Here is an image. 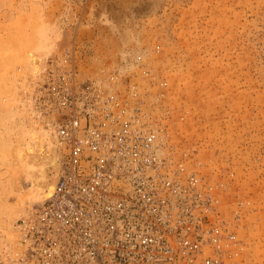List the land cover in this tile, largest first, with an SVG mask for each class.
Listing matches in <instances>:
<instances>
[{
  "label": "rangeland",
  "instance_id": "374dc122",
  "mask_svg": "<svg viewBox=\"0 0 264 264\" xmlns=\"http://www.w3.org/2000/svg\"><path fill=\"white\" fill-rule=\"evenodd\" d=\"M41 34L53 47L32 78L24 64ZM74 71L136 85L163 136L224 187L232 261L264 264V0H0V79L17 78L39 122L56 129L49 93ZM10 161L0 158V219L13 222L24 182Z\"/></svg>",
  "mask_w": 264,
  "mask_h": 264
},
{
  "label": "built area",
  "instance_id": "2783aa9c",
  "mask_svg": "<svg viewBox=\"0 0 264 264\" xmlns=\"http://www.w3.org/2000/svg\"><path fill=\"white\" fill-rule=\"evenodd\" d=\"M96 80L61 77L49 93L63 173L23 264H231L236 233L221 182L163 136L134 83L106 94Z\"/></svg>",
  "mask_w": 264,
  "mask_h": 264
},
{
  "label": "bare ground",
  "instance_id": "6f19581e",
  "mask_svg": "<svg viewBox=\"0 0 264 264\" xmlns=\"http://www.w3.org/2000/svg\"><path fill=\"white\" fill-rule=\"evenodd\" d=\"M100 13V10L95 9L96 16H99ZM52 47L53 40L47 39L41 34L37 45L29 53L24 64V70L28 73L27 76L36 78L43 74L48 65ZM76 79L79 80L78 75L74 74L71 80L76 83ZM16 80V77L11 78L7 74L5 78L0 79V129H2L0 132V151L3 152L0 158L4 161H8V157L15 160L16 163L10 161L8 164L10 167L14 166L15 170H20L24 182L18 194V206L21 213L17 215L15 220L13 219V222L0 219L2 224L0 226V254H6L7 261L5 264H23L27 258L28 254L26 253L34 233L32 228L38 226L44 205L57 199V185L63 173L65 141V134L60 131L58 114L56 118L57 130L52 123L47 122L45 125L39 122L41 116L30 109L32 106L29 101H26L28 104H25L18 97L19 87L18 84L14 83ZM96 82L103 90L105 88L106 94L110 93L112 86L109 87L103 81L96 80ZM76 89L77 87L73 88V90ZM68 91L71 89L69 88ZM80 105L82 104L80 103ZM141 119H144V116ZM160 129L162 133L163 130L168 132L166 126H161ZM66 131L70 132L69 130ZM70 133L72 135V132ZM59 147L62 161L58 152ZM195 171L204 175L197 170ZM217 196L220 197V193ZM232 225L235 229V225L233 223ZM228 261L231 264L236 263L232 261V256L227 258Z\"/></svg>",
  "mask_w": 264,
  "mask_h": 264
}]
</instances>
